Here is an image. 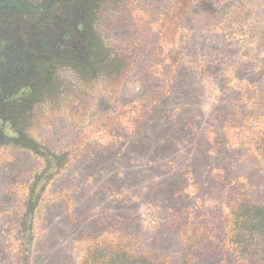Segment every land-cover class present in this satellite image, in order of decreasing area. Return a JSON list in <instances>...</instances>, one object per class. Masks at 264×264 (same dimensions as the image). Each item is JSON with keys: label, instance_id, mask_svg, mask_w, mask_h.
<instances>
[{"label": "rangeland", "instance_id": "obj_1", "mask_svg": "<svg viewBox=\"0 0 264 264\" xmlns=\"http://www.w3.org/2000/svg\"><path fill=\"white\" fill-rule=\"evenodd\" d=\"M98 12L99 71H55L52 98L0 130V264H80L104 241L166 264H257L231 254L226 202H264L247 131L264 117V0H103ZM14 15L0 16V44L22 43ZM196 224L211 237L190 247Z\"/></svg>", "mask_w": 264, "mask_h": 264}, {"label": "trees", "instance_id": "obj_2", "mask_svg": "<svg viewBox=\"0 0 264 264\" xmlns=\"http://www.w3.org/2000/svg\"><path fill=\"white\" fill-rule=\"evenodd\" d=\"M34 5L38 0H28ZM103 0H39L35 10H45L50 16L60 14L64 20L60 27H65L69 22L67 17L77 19L81 29H73L72 26L66 30V38L74 40V47L65 44H56V49L43 50L37 48L38 40H46V28L40 19L46 14H32L24 10L5 9L1 14L9 15L10 11L15 13L14 36L22 45L7 46L8 42L0 44V130L7 125H13L20 120V114L29 103L51 99L55 84L54 72L69 67L70 65L80 69L82 72L92 71L96 67L99 71L102 63L101 40L94 32V23L99 14V7ZM72 9V11H70ZM70 11V12H69ZM79 16V17H78ZM59 25V23L57 24ZM66 29V28H65ZM32 44V47L26 46ZM36 46L34 47V45ZM6 45V46H4ZM24 57V58H21ZM20 58V59H19ZM108 62V57L105 58ZM110 68L117 74L124 66L121 58L112 56L109 60ZM124 72V71H123ZM14 82L9 84L11 88L8 93L6 79ZM51 88L52 91L46 92ZM8 94V95H7ZM26 110V109H25ZM254 141L257 154L264 159V117L261 125L247 130ZM49 167V166H48ZM229 208L230 229L229 247L231 254L242 260H254L257 264H264V202H254L244 193L236 195L226 202ZM225 206V203H224ZM227 207V206H226ZM189 232L188 237L184 233V243L188 246H202L208 242L211 235L196 224ZM80 264H166L164 260L153 259L148 255L136 254L127 250L119 244L111 245L102 242L89 248L81 257Z\"/></svg>", "mask_w": 264, "mask_h": 264}, {"label": "flooded vegetation", "instance_id": "obj_3", "mask_svg": "<svg viewBox=\"0 0 264 264\" xmlns=\"http://www.w3.org/2000/svg\"><path fill=\"white\" fill-rule=\"evenodd\" d=\"M5 9H11V10L20 9V10H24L26 12H30L32 14H46L44 16L51 17L48 13H44L47 9V6L45 7V10H42V9L41 10H35V9L30 8V7H27L25 4H22L21 2H19V0H0V11L5 10ZM70 11H72V9ZM77 19L75 20L71 17H67L66 20L69 22V24H67L65 27H60V23L62 25L64 20L56 17V20L54 21L55 25L49 26L46 28L47 34H46V37H44V38H46V40H38V42H36L37 46L35 44L34 47L36 46L37 48H42L43 50L47 51L48 49H56V47H59L56 44L61 43V44L67 45L68 47L71 46L73 48L75 41L69 40L65 36L67 34L66 30H69L71 28V26L73 29H77V30L81 29L80 23L78 22ZM58 23H59V25H57ZM17 45H22V43H19ZM28 45H29V47L33 46L32 44H27L26 46H28Z\"/></svg>", "mask_w": 264, "mask_h": 264}]
</instances>
